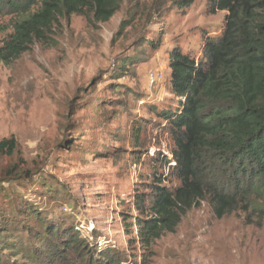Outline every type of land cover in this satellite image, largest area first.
<instances>
[{
	"label": "rangeland",
	"instance_id": "obj_1",
	"mask_svg": "<svg viewBox=\"0 0 264 264\" xmlns=\"http://www.w3.org/2000/svg\"><path fill=\"white\" fill-rule=\"evenodd\" d=\"M227 15L214 0H123L107 22L62 18L47 38L0 63V141H17L13 154L0 151V215L18 225L8 241L27 245L33 229L44 231L28 217L34 207L45 221L75 228L95 257L109 250L117 264H264L262 195L223 216L204 199L148 247L137 224L157 186L181 184L161 115L181 109L175 51L206 63V45L222 35ZM21 19L0 12V46ZM1 255L25 261L10 250ZM70 257L50 264H87Z\"/></svg>",
	"mask_w": 264,
	"mask_h": 264
},
{
	"label": "trees",
	"instance_id": "obj_2",
	"mask_svg": "<svg viewBox=\"0 0 264 264\" xmlns=\"http://www.w3.org/2000/svg\"><path fill=\"white\" fill-rule=\"evenodd\" d=\"M122 1L0 0V12L22 15L11 38L0 46V63L18 58L35 39L47 38L62 18L77 14L107 22ZM215 8L228 15L222 35L206 45V63L179 50L171 62L181 109L161 115L174 136L173 158L181 184L173 191L156 187L149 215L137 221L143 246L174 232L204 199L210 198L217 215L223 216L255 194L264 197V0H214ZM16 147L14 137L0 141L1 152L13 154ZM138 207L141 214L147 212L145 205ZM26 212L44 231L30 230L33 241L27 245L8 241L10 230L18 225L0 215V264H10L3 262L4 250L24 256L25 261L16 264L67 262L71 254L86 258L87 264H117L109 250L101 253L105 258L95 257L75 228L45 221L34 207Z\"/></svg>",
	"mask_w": 264,
	"mask_h": 264
},
{
	"label": "built area",
	"instance_id": "obj_3",
	"mask_svg": "<svg viewBox=\"0 0 264 264\" xmlns=\"http://www.w3.org/2000/svg\"><path fill=\"white\" fill-rule=\"evenodd\" d=\"M152 79H154L153 73L151 74Z\"/></svg>",
	"mask_w": 264,
	"mask_h": 264
}]
</instances>
